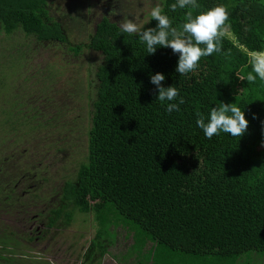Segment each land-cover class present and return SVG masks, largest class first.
Masks as SVG:
<instances>
[{
	"label": "trees",
	"instance_id": "trees-1",
	"mask_svg": "<svg viewBox=\"0 0 264 264\" xmlns=\"http://www.w3.org/2000/svg\"><path fill=\"white\" fill-rule=\"evenodd\" d=\"M160 3L178 29L187 22L188 12L195 18L225 5L229 19L223 32L228 28L231 37L224 33L221 51L202 57L196 71L180 75L176 72L179 53L157 47L149 54L137 34L123 32L108 19L97 25L87 45L72 44L50 16L51 0H0V30L5 35L20 31L39 43L63 44L75 56L84 47L102 56L84 127L64 122L62 108L56 116L48 114L51 117L35 112L24 115L29 141L44 129L59 134L64 142L74 128L81 127L85 161L79 163L72 180L51 188V195L45 196L41 191L50 180L41 169L11 162L14 155L0 147V219L11 215L16 203L12 222L29 229L35 226L22 237L0 222V261L37 264L15 257L12 250L21 242L36 249L38 243L53 238L51 230L69 227L75 211L91 212L103 224L109 210L140 230L134 233L135 243L142 239L151 244L149 264H168L164 262L168 257L172 264H180L181 259L186 264H243L246 255L264 256V80L257 77L249 83L237 76L252 71L251 51H264V3L197 0L199 8L175 11L170 5L176 0ZM157 25L150 15L141 30ZM156 73L165 76L162 86L178 89L179 97L173 102L183 97L179 111L169 114L168 102L157 99L158 89L150 80ZM220 103H234L244 111L249 125L241 138L220 132L209 139L197 126V113L207 123L211 109ZM9 119L2 142L6 133L18 138L20 132L21 127ZM24 197L27 200L22 202ZM99 239L91 240L81 264L105 255L106 245L100 242L101 252L95 255ZM11 241L16 248H10Z\"/></svg>",
	"mask_w": 264,
	"mask_h": 264
},
{
	"label": "rangeland",
	"instance_id": "rangeland-1",
	"mask_svg": "<svg viewBox=\"0 0 264 264\" xmlns=\"http://www.w3.org/2000/svg\"><path fill=\"white\" fill-rule=\"evenodd\" d=\"M98 1L101 0L93 2L106 9L107 13H110L109 10L113 7L119 10L118 15L111 17L112 20L120 24L123 19H131L141 29L148 22L152 8L161 4L160 0H117L115 4L113 0H104L108 3L101 6ZM262 2L264 3V0ZM52 3L54 9L64 17L75 18L76 22L86 21V28L90 25L89 18L84 17L81 3H77L74 10L64 7L60 0H52ZM100 14L104 13L98 11L94 16ZM224 33L231 37L228 28H225ZM67 34L72 44L87 41V37L80 36L79 32L72 30V26ZM101 61V54L95 51L83 50L75 56L68 52L63 44L39 43L20 31L7 36L0 30V147H7V152L14 155L11 162H19L28 169L29 165L36 164L41 169L42 176L46 175L50 180L43 185L41 191L45 196L51 195V188H60L65 180H72L79 163L85 161L86 145L83 132L78 126L63 142L62 138L58 137L59 134L51 135V132L42 129L32 134V137H37L36 142L29 141L24 135V132L30 133L24 115L35 112L38 116L51 117L48 114L56 116L62 108L65 111L64 122L70 126L78 124L84 127L87 122L86 115L88 116L95 96V70ZM49 70L51 71L48 73ZM7 119L21 128L20 132H17L18 138L12 133H6L7 137L11 136L5 137V142H2V134L9 131L8 125H4ZM68 132L70 128L63 131L61 136ZM9 138L14 141L8 142ZM25 200L27 197H24L22 202ZM14 206L17 204L11 208L12 214L16 212ZM12 214L4 215L0 219L2 226L9 227L22 237L27 236L30 226L13 223ZM135 231L140 234V230L133 223L112 210L105 213L103 224L98 223L91 212L75 211L72 213L69 227L59 232H55V229L50 231L52 239L47 238L38 243L36 249L32 248L34 245L21 242L18 244L20 246H16L18 249L12 251L15 257L37 260V264H81L91 240L99 236V241H95V255L101 252L99 242L106 245L105 255L101 259L97 258V255L96 262L92 256L84 264H149L151 244L146 245L142 239L135 243ZM9 246L16 248L12 241ZM2 260L5 261H0V264H15L5 258ZM248 260L251 264H264V257L261 259L260 256L246 255L243 264H250ZM180 261V264H186L182 259ZM164 262L172 264L174 261L168 257Z\"/></svg>",
	"mask_w": 264,
	"mask_h": 264
},
{
	"label": "clouds",
	"instance_id": "clouds-1",
	"mask_svg": "<svg viewBox=\"0 0 264 264\" xmlns=\"http://www.w3.org/2000/svg\"><path fill=\"white\" fill-rule=\"evenodd\" d=\"M103 2L104 0H101V3ZM116 2L117 0H113L114 4ZM188 7L199 8L197 0H176V3L170 5L172 11L177 8L185 9ZM118 14L119 12L115 7L109 13L111 16ZM150 15L152 19L158 21L156 28L141 30L134 20L123 19L120 22L121 30L125 33L137 34L140 40L146 43L149 54H154L157 47H170L174 53H179L176 72L180 75L196 71L202 57L221 51L219 41L224 34L223 29L229 19V12L225 5L215 6L211 10L196 15L195 18H193L192 12H188L187 22L183 23L180 29L172 26V21L163 13L159 4L152 8ZM201 45H204V47H201ZM249 58L252 71L246 77L237 74L238 78L247 80L249 83L255 82L257 77L264 80V51H251ZM150 80L158 89L157 99L161 103L168 102L166 111L169 114L173 111H179V105L185 101L183 97H180L179 103L173 102L179 97L178 89L175 86L167 88L162 86L165 76L161 73L151 75ZM197 116V126L203 130L204 135L209 139L220 132L241 138L249 125L244 111L234 103H220L219 107L212 108L207 123L202 113L198 112Z\"/></svg>",
	"mask_w": 264,
	"mask_h": 264
},
{
	"label": "flooded vegetation",
	"instance_id": "flooded-vegetation-1",
	"mask_svg": "<svg viewBox=\"0 0 264 264\" xmlns=\"http://www.w3.org/2000/svg\"><path fill=\"white\" fill-rule=\"evenodd\" d=\"M93 1H96V0H83V2H81L80 0H60V3L62 5L64 4V7H66L69 10H74V8L77 6V3H81L82 9L84 12V17L89 18V20L91 21V22H89L90 23V25H89L90 30H89V26H87V28H86V21L82 20L80 22H76L75 18H70L67 16L64 17V15L59 14V12H57L54 9L53 3H52V6L50 8V11H49L50 16L60 24L61 29L63 30L66 37L68 35L67 32L70 31V26H72V30L79 32L80 36L87 37V41H85L83 43H79L80 45L81 44L87 45L89 43V39L94 36V34L96 32L97 25L102 21V19L112 20L111 19L112 16L109 15V13H107V10L102 9L100 6L97 5V3L94 4ZM98 2L101 6H105L108 3V1H104L103 3H101V1H98ZM86 9H88L87 13H86ZM98 11L102 12L104 14H100L99 16L95 17L94 14ZM109 11H111V10H109ZM83 50L93 51L92 49H88L86 47L82 48V51ZM30 229L31 230L35 229V226H32Z\"/></svg>",
	"mask_w": 264,
	"mask_h": 264
},
{
	"label": "water",
	"instance_id": "water-1",
	"mask_svg": "<svg viewBox=\"0 0 264 264\" xmlns=\"http://www.w3.org/2000/svg\"><path fill=\"white\" fill-rule=\"evenodd\" d=\"M108 21H109L110 23H114V24H116V25L118 26V28L121 29L120 24H119L118 22H116V21H114V20H109V19H108Z\"/></svg>",
	"mask_w": 264,
	"mask_h": 264
},
{
	"label": "crops",
	"instance_id": "crops-1",
	"mask_svg": "<svg viewBox=\"0 0 264 264\" xmlns=\"http://www.w3.org/2000/svg\"><path fill=\"white\" fill-rule=\"evenodd\" d=\"M264 257V256H263ZM261 259H262V257H261ZM37 261V260H36Z\"/></svg>",
	"mask_w": 264,
	"mask_h": 264
}]
</instances>
